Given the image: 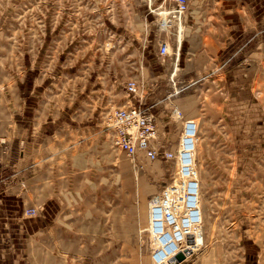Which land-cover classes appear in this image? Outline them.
I'll use <instances>...</instances> for the list:
<instances>
[{"label":"rangeland","instance_id":"374dc122","mask_svg":"<svg viewBox=\"0 0 264 264\" xmlns=\"http://www.w3.org/2000/svg\"><path fill=\"white\" fill-rule=\"evenodd\" d=\"M174 5L0 0V234H19L0 263L152 264L149 202L178 170L163 152L193 118L203 214L180 264H264V8L248 29L199 31L198 0ZM133 104L156 159L113 143L110 115Z\"/></svg>","mask_w":264,"mask_h":264},{"label":"built area","instance_id":"2783aa9c","mask_svg":"<svg viewBox=\"0 0 264 264\" xmlns=\"http://www.w3.org/2000/svg\"><path fill=\"white\" fill-rule=\"evenodd\" d=\"M172 1L175 5L169 14L182 17L189 8V0ZM160 51L167 53L166 42L161 44ZM128 88L130 91L138 89L135 81L129 82ZM109 125L113 132V143L129 157L144 154L156 159L161 154L156 145V124L145 107L133 104L116 108L109 117ZM198 134V121L187 118L183 122L177 150L163 152L164 156L176 159L178 170L176 182L174 180L166 186L149 205L152 264H180L194 252L193 249L184 248V245L191 239L192 224L200 223L202 216L197 197L201 185L194 155ZM180 253L185 255L182 260L178 259Z\"/></svg>","mask_w":264,"mask_h":264},{"label":"crops","instance_id":"0c3cea01","mask_svg":"<svg viewBox=\"0 0 264 264\" xmlns=\"http://www.w3.org/2000/svg\"><path fill=\"white\" fill-rule=\"evenodd\" d=\"M217 2V11L204 9L206 0H198L200 10L194 12V19H198V22L193 23V30L205 31V30H229V31H241L248 29L249 16L263 14L264 1L263 0H215ZM261 1V3H259ZM152 2V0H149ZM167 10H161L160 13ZM203 16V20L202 17ZM205 18V19H204ZM209 19V20H208ZM208 20V21H207ZM207 21V22H206ZM7 221L6 218H2ZM8 219H10L8 217ZM10 235V237H8ZM19 234H0V259L4 261V258L8 254H14V247L17 245ZM15 244V245H14ZM41 254V253H40ZM44 253V250L42 252ZM46 259V260H45ZM45 261L47 264H51V258H39L41 263ZM3 264V263H0Z\"/></svg>","mask_w":264,"mask_h":264},{"label":"bare ground","instance_id":"6f19581e","mask_svg":"<svg viewBox=\"0 0 264 264\" xmlns=\"http://www.w3.org/2000/svg\"><path fill=\"white\" fill-rule=\"evenodd\" d=\"M198 140H199V134H198V138H197ZM198 140H197V143H198ZM183 142V144H184V141H182ZM196 150H197V147H196ZM194 155H196V151H195V153H194ZM196 157V156H195ZM195 166H196V164H195ZM197 169V168H196ZM197 197H198V203H199V206H200V209H201V202H200V192H199V194H197ZM152 202V200L149 202V205H150V203ZM201 211H202V209H201ZM203 214V213H202ZM149 222H150V211H149ZM202 222V221H201ZM200 222V223H201ZM194 226V224H192V226L191 227H193ZM190 237H191V239L189 240V242L188 243H185V245H184V247L185 246H187L188 244H193L194 243V241L192 240L193 239V236H192V234L190 235ZM192 242V243H191ZM151 260H152V253H151Z\"/></svg>","mask_w":264,"mask_h":264},{"label":"water","instance_id":"95a60500","mask_svg":"<svg viewBox=\"0 0 264 264\" xmlns=\"http://www.w3.org/2000/svg\"><path fill=\"white\" fill-rule=\"evenodd\" d=\"M184 258H185L184 253H180V254L178 255V259H179V260H182V259H184Z\"/></svg>","mask_w":264,"mask_h":264}]
</instances>
